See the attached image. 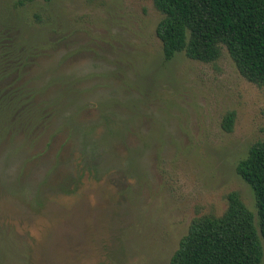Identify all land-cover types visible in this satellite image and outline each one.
Wrapping results in <instances>:
<instances>
[{"label":"rangeland","instance_id":"rangeland-1","mask_svg":"<svg viewBox=\"0 0 264 264\" xmlns=\"http://www.w3.org/2000/svg\"><path fill=\"white\" fill-rule=\"evenodd\" d=\"M18 2L0 0L23 63L0 83L21 100L0 114V264H170L229 193L257 216L237 166L264 139V87L226 49L165 61L150 0Z\"/></svg>","mask_w":264,"mask_h":264},{"label":"trees","instance_id":"trees-1","mask_svg":"<svg viewBox=\"0 0 264 264\" xmlns=\"http://www.w3.org/2000/svg\"><path fill=\"white\" fill-rule=\"evenodd\" d=\"M35 0H19L18 5ZM51 2L54 0H45ZM60 1V0H56ZM163 15L156 35L165 61L185 53L194 61L214 63L226 49L240 74L264 87V0H150ZM13 47L0 48V83L17 72L21 59ZM0 114H17L16 91L0 92ZM3 97V98H2ZM2 98V99H1ZM21 110V109H20ZM16 111V113H15ZM236 114L228 112L222 129L231 133ZM255 197L257 216L238 192L227 196L221 216L195 218L170 264H261L264 254V139L256 142L237 166Z\"/></svg>","mask_w":264,"mask_h":264}]
</instances>
